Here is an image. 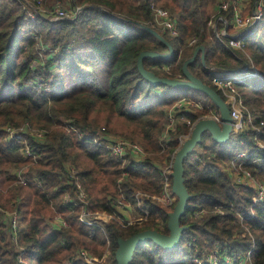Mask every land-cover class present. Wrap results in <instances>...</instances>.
I'll return each mask as SVG.
<instances>
[{"label": "trees", "instance_id": "16d2710c", "mask_svg": "<svg viewBox=\"0 0 264 264\" xmlns=\"http://www.w3.org/2000/svg\"><path fill=\"white\" fill-rule=\"evenodd\" d=\"M36 1L0 0V264H88L80 251L100 257L107 239L116 264L119 239L144 230L168 234V214L175 204L166 207L151 198H142L148 215L140 223L122 227L110 219L102 230L78 220L83 208L112 214L120 197L133 205L137 191L159 195L163 177L153 160L169 161L179 139L215 108L199 90L150 82L138 68L143 52L160 55L141 56L142 70L152 79L188 81L183 65L193 58L186 70L217 94L211 84L215 71L250 70L252 64L258 72L235 84L251 122L221 142L202 132L183 160L190 197L178 221L183 228L178 245L166 250L145 241L134 249L129 264H190L215 253L264 264V201L253 204L254 189L237 184L222 168L235 160L264 184V13L252 34L242 39L247 59L227 45L228 36L217 37L207 25L220 0H57L44 8L52 11L60 5L75 13L57 20L37 10ZM226 1L228 8L220 16L229 35L238 1ZM152 5L173 15L177 36L157 27ZM224 27L218 22L216 32ZM191 37L196 43L189 47ZM198 46L204 51L194 55ZM47 86L51 91L44 90ZM182 98L191 105L175 108ZM169 112L173 125L167 129ZM65 119L76 132L65 131ZM26 123L47 131L41 141L27 137L35 159L24 156L23 146L7 140L3 130ZM101 128L105 135L138 143L146 153L142 161L126 157L121 167L109 151L89 144L87 139ZM240 152L248 159L237 158ZM22 167L30 183L13 185L15 171ZM76 181L86 192V205L63 201L64 194L74 199ZM7 213L17 215V244ZM56 216L67 227L51 224Z\"/></svg>", "mask_w": 264, "mask_h": 264}, {"label": "built area", "instance_id": "2783aa9c", "mask_svg": "<svg viewBox=\"0 0 264 264\" xmlns=\"http://www.w3.org/2000/svg\"><path fill=\"white\" fill-rule=\"evenodd\" d=\"M239 1V0H237ZM37 6L39 5V1H36ZM263 5L264 0H255L252 4V11L247 16H242L241 11L239 13L233 14L232 16V24L238 29V32L234 35H228L226 33V21L220 16V12L227 10L228 8V1L226 0H220L217 5V15L214 20L210 19L208 21V25L211 28L215 29L216 22H223L225 23V27L223 30L220 31V33H215V35L218 37L219 35H226L228 36V42L227 45L235 50H241L242 51V39L248 35L252 34V31L257 25L261 22L263 17ZM44 11V10H43ZM152 12L153 17L156 25L161 26V28L169 35L171 36H177L178 32L175 27V22L172 18H170L165 11L160 9L159 7H156L155 5H152ZM49 13L53 14L56 19H62L66 18L67 13L63 9H61L59 6H55L52 11L49 10ZM31 16V15H30ZM211 21H214V24H212ZM212 24V25H211ZM187 45L194 46L196 43V37H191L186 41ZM257 74V70L255 67L251 64L250 70H247V68H244L237 72L236 76H233L231 78L226 77H220V76H214L212 78L213 85H215L222 93L224 97H226L228 100H230L227 104L229 108V114L231 118V134L235 135L240 130H242L248 123L251 122L252 116L247 111L245 105L242 103V101L239 99L237 91L234 87V85L239 82L241 79H250L254 75ZM45 91L49 92L51 91V88L48 86L44 88ZM188 98H182L174 105L175 108L181 107L184 103H190ZM212 120L218 122L219 121V113H213L211 114ZM205 116L201 119H204ZM168 120L169 123L167 125V129H169L173 125V119L170 112L168 113ZM62 126L65 129L66 132H76V128L73 127L70 122L65 119L62 122ZM193 127V126H192ZM191 127V129H192ZM190 129V131H191ZM5 132V137L7 140L15 142L18 145L23 146V153L24 156L31 157L35 159L34 154L31 152L28 144H27V137H31L35 140L41 141L44 139L45 133H47L46 130H42L39 128L31 127L30 125L22 124L17 128L12 127H4L3 128ZM104 128L100 129L99 134H96L95 136H90V138L87 139L89 144L96 145L100 148L105 149L106 151H109V153L112 155L113 158L121 162V167L125 164L126 157H130L133 161L143 159L145 156L144 149L135 142L122 139L115 136H108L103 133ZM189 131V134H190ZM189 134L187 136L181 137L179 139V146L176 148L175 152L173 153L171 159L169 160V165L166 167L164 171H161V175L163 177V187L161 190V193L157 196H149L146 193L141 192H135L134 199H135V208L139 211L140 215H138L137 218L133 219L132 221H127L126 219L121 216L122 213H120L121 209L123 207H128L132 204L125 202V200L120 197L118 200H116L115 206H114V212L112 214H108L106 212H93L88 211L85 208L82 209V211L78 215V220L81 224L86 226H94L99 227L102 230H104L105 225L110 219H116L118 223L122 227H126L133 223H140L144 221L148 215V208L142 201V198H151L153 200H156L158 203H160L163 206L170 207L171 205H174L176 203V196L172 191L171 187V173L173 169V161L176 154V151L181 146L182 142L186 140L189 137ZM166 136V133H164L162 139H164ZM260 148H263V145L258 144ZM162 147L164 148L165 145L162 144ZM237 158L247 160V156L244 152L238 154L236 156ZM232 163H235L232 165ZM232 170L230 171L231 176L234 177V181L237 184L247 185L254 189L255 196L252 198L253 204H256L258 202L264 201V184L257 182L250 174L249 171L246 169H243L240 164H236L235 160L231 161ZM27 168L22 167L21 169L15 171L14 179H13V185H23L26 186L28 183H30V180L25 177L24 173L26 172ZM67 173L69 175H73V169L68 166L67 167ZM36 184H40L39 180L34 178L33 179ZM171 180V181H170ZM86 192L81 185L80 182H75V190H74V199H71L68 197V194H64L63 201L64 202H70L72 205H78L82 203L86 205ZM107 215V216H105ZM7 216L10 217L11 220V227L13 229V236L12 240L15 244L16 242V236H15V229L17 227V215L15 213H7ZM102 216H105L102 218ZM107 218V219H106ZM51 224H55L57 228H65L67 227V223L60 217L56 216ZM106 247H107V253H103L100 257L91 255L85 251H80L81 256L83 257L84 261L88 264H114L113 261L111 262V259L109 258L110 252V241L106 240ZM249 255V254H248ZM18 260L21 261V257H18ZM194 260H200L201 264H203L205 261L207 263L211 264H250V261L248 258L244 257L243 259H239L238 256H232L229 254L223 253L218 254H212V255H206L203 259L195 258ZM193 260V261H194ZM192 261V262H193Z\"/></svg>", "mask_w": 264, "mask_h": 264}, {"label": "water", "instance_id": "95a60500", "mask_svg": "<svg viewBox=\"0 0 264 264\" xmlns=\"http://www.w3.org/2000/svg\"><path fill=\"white\" fill-rule=\"evenodd\" d=\"M80 9H78L79 11ZM150 32L160 37L154 30L147 28ZM198 51H203V46H198L194 50V55ZM171 53L169 49L168 54H164L166 57ZM150 54L152 56H160L155 53L143 52L138 57V68L141 73L152 83H166L178 88H190L193 90H199L206 94L214 105L218 108V113L220 115L219 121L216 122L210 118L200 119L193 125L189 137L184 140L181 146L176 151L173 169L171 173V187L175 194L177 200L173 210L168 214L167 228L168 234H161L154 230H144L133 234L127 239H119L117 241V248L114 252V260L116 264H129L132 257L134 249L145 241H152L157 244L162 249H172L175 248L180 240L182 227L179 226L178 221L180 216L185 212L187 208V201L189 199V194L183 183V160L192 151L193 147L200 141V135L202 132L207 131L211 135V138L215 141L227 140L231 134V118L229 114V108L227 104L220 98V96L214 91L210 86L203 84L200 80L190 75L185 66L192 59L188 60L183 65V72L187 77L188 81L180 80H168V79H152L142 70L140 60L142 55Z\"/></svg>", "mask_w": 264, "mask_h": 264}, {"label": "rangeland", "instance_id": "374dc122", "mask_svg": "<svg viewBox=\"0 0 264 264\" xmlns=\"http://www.w3.org/2000/svg\"><path fill=\"white\" fill-rule=\"evenodd\" d=\"M57 2V0L56 1H50V2H47V1H45V0H39V5H38V9L37 10H39V11H42V12H46V13H49V9L47 8H44V7H47V6H49V5H52V4H55ZM251 4H252V1L251 0H239L238 1V3H237V5L234 7V13L233 14H236V13H239L240 11H241V14H242V16H248L249 15V13H251V11H252V7H251ZM60 6V5H59ZM156 7H159L160 9H162L163 11H165L166 13H167V15L170 17V18H172L173 17V15L168 11V10H166V9H164V8H162V7H160V6H158V5H155ZM44 10V11H43ZM251 10V11H250ZM51 14V13H50ZM31 16H32V14H30ZM216 15H217V9L215 8V7H213L212 8V13H211V16H210V19H212V20H214L215 18H217L216 17ZM75 16V13L73 12V13H69V14H67V16H66V18H73ZM50 19L51 20H57L56 18H55V16H53V14H52V16L50 17ZM209 19V20H210ZM224 21H226V20H224ZM223 21V22H224ZM212 22V24H214V21H211ZM217 23H218V21L216 22V24H215V29H216V25H217ZM231 23H232V21H231ZM211 24V25H212ZM207 25H208V23H207ZM209 26V25H208ZM157 27L159 28V29H161V30H163L162 28H160L161 26H159V25H157ZM210 27V26H209ZM211 28V27H210ZM212 29H214V28H212ZM221 30H223V29H221ZM236 30V29H235ZM237 31H235V33H236ZM215 33H217L216 31H215ZM220 33V32H219ZM218 33V34H219ZM169 35V34H168ZM169 36H171V35H169ZM219 37V36H218ZM187 41V40H186ZM189 46V45H188ZM189 47H192V46H189ZM197 48V47H196ZM195 48V49H196ZM194 49V50H195ZM235 50V49H234ZM203 51H204V47H203ZM203 51H202V53H203ZM242 54H244V56L247 58V59H250L249 58V55H248V53L242 48V51L241 50H239ZM254 66V65H253ZM255 69L257 70V68L255 67ZM188 72V71H187ZM257 72H258V70H257ZM211 84L213 85V82H212V80H211ZM235 86V85H234ZM237 91V90H236ZM179 101V100H178ZM178 101L177 102H175L174 103V105L176 104V103H178ZM193 107H196V106H194V105H192ZM246 107V106H245ZM199 109H201V107H198ZM246 109H247V107H246ZM205 116V118H211V114H206V115H204ZM204 116H202L201 118H203ZM200 118V119H201ZM204 118V119H205ZM199 119V120H200ZM177 120H175V122H176ZM195 124V123H194ZM193 124V125H194ZM192 125V126H193ZM136 143V142H135ZM180 144V143H179ZM258 144H260V145H262L260 142H257V145ZM179 146V145H178ZM165 151V149H162L161 151H160V153H162V152H164ZM240 153H242V152H240ZM240 153H238V154H240ZM237 154V155H238ZM236 155V156H237ZM154 162L153 163H155V164H157L158 166H159V169H160V171H164L165 169H166V167L169 165V161H165L164 159L163 160H160V159H154L153 160ZM124 163H126V161L124 162ZM233 164H235V163H232V165ZM29 166V165H28ZM231 166V163L230 162H227V163H224V165L222 166V168L223 169H226L225 171H227V172H230L231 170H232V167H230ZM138 192H140V191H138ZM119 199V198H118ZM117 199V200H118ZM136 206H134V205H130V206H128V207H123V208H118V209H121L120 210V213H122L121 214V216L124 218V220L126 219L127 221H132L133 219H135V218H137L138 217V215L139 216H141L140 215V213H139V211L135 208ZM91 212V211H90ZM93 212H99V211H93ZM101 213V212H100ZM105 216H107V215H105ZM105 216H102V218H104ZM107 219V218H106ZM54 226H56L55 224H54ZM57 228V227H56ZM111 248V247H110ZM107 250V247H106V244H105V248H104V250H103V253H107L108 254V252L106 251ZM88 253V252H87ZM92 255V254H91ZM109 258L111 259V262L113 261V257H112V255H110L109 254ZM195 259V258H194ZM193 259V260H194ZM192 260V261H193ZM190 264H201V261L200 260H194L193 262H190Z\"/></svg>", "mask_w": 264, "mask_h": 264}, {"label": "crops", "instance_id": "0c3cea01", "mask_svg": "<svg viewBox=\"0 0 264 264\" xmlns=\"http://www.w3.org/2000/svg\"><path fill=\"white\" fill-rule=\"evenodd\" d=\"M215 8H216V6H215ZM231 29V32L229 33V35H234V34H236L237 32H238V29L235 27V26H233V25H231V27H230ZM236 29V30H235ZM235 31H237L236 33H235ZM237 72L238 71H236V70H226V71H215L214 72V74H213V77L214 76H220V77H226V78H231V77H233V76H236L237 75ZM212 77V78H213ZM212 80V79H211ZM215 86V85H214ZM236 86V85H235ZM234 86V87H235ZM216 87V86H215ZM235 89H236V87H235ZM216 90H218L219 92H220V94H218L219 96H220V98L225 102V103H228L230 100H228L226 97H224L223 95H222V93H221V91L216 87ZM238 94V93H237ZM238 97H239V99L242 101V99L240 98V96L238 95ZM188 100V99H187ZM190 101V100H189ZM242 103H243V101H242ZM244 104V103H243ZM189 105H191V103L190 104H188V103H184L182 106H185V107H188ZM195 105V104H194ZM181 106V107H182ZM247 111H248V109H247ZM216 112H218V108L215 106V108H213L208 114H213V113H216ZM249 112V111H248ZM249 114H250V112H249ZM251 115V114H250ZM136 162H140V161H142V159H139V160H135ZM155 165H157V164H155ZM123 215V214H122ZM124 216V215H123Z\"/></svg>", "mask_w": 264, "mask_h": 264}]
</instances>
